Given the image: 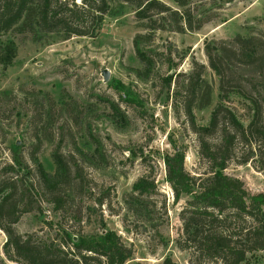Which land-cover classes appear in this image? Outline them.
<instances>
[{"label":"rangeland","instance_id":"1","mask_svg":"<svg viewBox=\"0 0 264 264\" xmlns=\"http://www.w3.org/2000/svg\"><path fill=\"white\" fill-rule=\"evenodd\" d=\"M186 6L195 17L193 23L200 21L196 30L150 29L135 17L133 5L111 0L92 36L48 34L40 40L13 36L15 56L9 64L0 63V177L13 173L2 168L11 162L13 143L19 145L17 151L26 163L17 168L18 174L33 184L37 176L28 153L35 149L43 169L51 174L55 166L50 153L58 146L77 162L80 176L75 179L81 184L80 193L65 197L58 209L31 186V197L38 201L34 205L39 203L40 208L20 213L12 224L16 232L44 238L57 237L59 224L84 232L104 226L133 249L135 261L126 264H160L165 254L176 264H189L188 252L174 243L185 196L173 200L162 154L173 145L181 147L183 167L194 176L205 175L208 162L199 155L197 138L182 110L173 107V90L185 88L196 61L202 64L201 76L214 88V102L216 76L207 64L204 43L227 40L236 32L264 39V0H191ZM137 33L144 35L135 46L144 51L146 64L135 51ZM102 68L108 70L106 80ZM230 100L244 115V100L238 96ZM114 102L121 112L119 120L111 114ZM210 106L193 108L197 123L206 121ZM95 144L100 150L92 155ZM235 149L239 152L240 145ZM81 150L87 151L89 160ZM224 172L239 177L248 192L264 193V174L255 163L232 159ZM143 174L155 184L151 199L157 207L162 202L165 206L154 209L152 220L142 224L125 209L123 196ZM98 197L102 203L95 201ZM77 209L79 222L74 220ZM5 238L0 229V247ZM239 264H264V249L248 253Z\"/></svg>","mask_w":264,"mask_h":264},{"label":"trees","instance_id":"2","mask_svg":"<svg viewBox=\"0 0 264 264\" xmlns=\"http://www.w3.org/2000/svg\"><path fill=\"white\" fill-rule=\"evenodd\" d=\"M111 0H0V63L9 64L15 56L14 35L40 40L48 34L66 38L70 35L92 36L99 28ZM134 6L137 19L145 26L176 31L196 30L200 21L186 6L191 0H121ZM229 1V0H225ZM144 35L137 33L133 44ZM137 56L146 62L145 53L135 46ZM207 64L216 76L213 87L201 76L202 64L193 61L183 89L173 90V107L180 108L195 133L198 153L208 162L205 175H191L183 167L184 150L176 145L162 154L164 177L172 190L173 200L185 196L179 210L180 228L174 243L188 252L189 264H239L248 253L264 249V193H250L243 181L224 172L227 162L251 161L264 174V39L254 34H232L227 40L210 39L204 43ZM237 72V74H236ZM170 76L167 77V84ZM176 96L178 99H176ZM238 96L245 102L244 115L230 104ZM121 97V95H120ZM210 106L206 121H195L193 108ZM112 117L119 120L117 103L110 105ZM240 151L236 153V146ZM13 143L11 162L2 168L11 171L0 177V229L6 238L0 247V264H123L133 249L120 235L104 226L84 232L80 227L57 226V237L36 238L34 233H18L12 224L20 213L40 208L30 188L41 190L55 209L62 208L65 197L81 191L80 167L72 156H64L55 146L50 153L55 169L47 173L34 151L28 158L37 178L25 183L17 168L26 163ZM100 147L95 144L93 153ZM83 158L87 151H80ZM155 184L148 175L138 176L123 196L125 209L142 224L152 220L156 206L151 196ZM43 199V200H44ZM102 203V197L95 200ZM80 208V207H78ZM74 220L80 221L79 209ZM48 228L52 222L47 221ZM160 264H176L170 254Z\"/></svg>","mask_w":264,"mask_h":264},{"label":"water","instance_id":"3","mask_svg":"<svg viewBox=\"0 0 264 264\" xmlns=\"http://www.w3.org/2000/svg\"><path fill=\"white\" fill-rule=\"evenodd\" d=\"M101 75H102L103 80H106L108 77V70L106 68H102Z\"/></svg>","mask_w":264,"mask_h":264},{"label":"crops","instance_id":"4","mask_svg":"<svg viewBox=\"0 0 264 264\" xmlns=\"http://www.w3.org/2000/svg\"><path fill=\"white\" fill-rule=\"evenodd\" d=\"M131 261H135L133 258H129V259H126L125 261H124V263L123 264H126V263H129V262H131Z\"/></svg>","mask_w":264,"mask_h":264}]
</instances>
